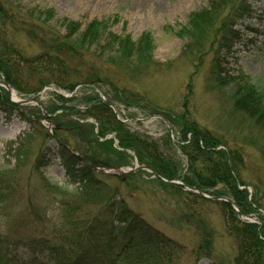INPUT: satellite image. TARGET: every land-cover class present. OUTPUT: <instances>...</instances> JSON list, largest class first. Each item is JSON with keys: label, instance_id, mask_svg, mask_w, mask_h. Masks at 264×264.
<instances>
[{"label": "trees", "instance_id": "trees-1", "mask_svg": "<svg viewBox=\"0 0 264 264\" xmlns=\"http://www.w3.org/2000/svg\"><path fill=\"white\" fill-rule=\"evenodd\" d=\"M206 2L208 4L205 8L191 14L188 25L179 34H186L190 42H195L193 47L201 52L199 56L204 54L206 44L209 45L208 50L215 54L210 64V75L216 87L231 100L234 113L249 119L250 132L253 135L261 133L264 137V85L260 79L252 80L242 73L240 77H233L229 74V69H232L227 68L226 61L238 37L237 24L250 15L252 2ZM3 6L0 5V22L3 25L0 29V75L10 85L19 93L27 95L36 94L51 84L69 93L79 85L91 87L90 92L78 96L80 102L76 104L70 103L78 100L76 97L66 98L51 93L54 103L47 107V111L56 125L55 136L63 141L58 145L60 151L56 154L61 159L68 182L78 185L74 190H68L53 183L51 193L57 198L59 215L56 220L53 219L55 222L50 226V233L56 238L53 241L40 240L38 236L27 242V246L38 245L52 254V264H196L202 258L213 256L212 234L207 228H196L193 245L189 246L151 225L128 205L129 195L122 191L121 186L130 185L136 178H142V172L132 173L125 180L116 179L117 184L109 185L105 178L114 177L100 174L86 165L81 155L69 149L71 144L61 137L62 131L72 133L77 138L74 145L94 165L131 164L134 156L127 152L129 149L135 152L139 163L151 167L162 177L181 179L185 185L198 187L211 195L230 196L241 212L256 214L264 220L261 211L264 210V202L259 187L251 184L252 194L247 189L248 184L243 176L245 163L240 152L237 149L218 148V145L223 144L220 138L213 136L209 128L193 122L187 109L184 112L169 113L167 118L179 132L180 139L176 145L189 161L188 169L183 173L182 164L171 153V147L175 144L169 134L160 143L144 133L130 130L116 118L107 102L117 99L131 104L126 99L127 91L110 84L113 92L107 102L96 91L102 83L103 67L106 64L126 71L132 78L137 77L142 69L158 64L152 57L155 46L149 32L134 41L128 34L119 35L110 31L107 21L95 19L83 25L78 21L64 19L58 22L59 26L64 27L63 31H54L52 39L41 42L42 51L30 56L18 46L6 43L4 37L9 33L5 26L14 24V21ZM27 16L35 21L31 26L32 33L48 21V16L44 19L43 14L35 11H28ZM190 42L185 48L194 45ZM72 55L78 59L88 55L86 59L89 60L85 59L86 64L79 62L76 66H69L67 59ZM0 105H3L7 118H10L14 110H20L18 104L11 102L9 92L3 86H0ZM80 105L85 108H80ZM36 111L41 117L40 110L36 108ZM76 115L83 119H96L99 123L98 132H95V124H81L74 118ZM112 132L116 133L119 140L118 147L113 138L101 140ZM260 151L264 155V142ZM152 182L181 199L186 207L183 216L188 224L199 215L194 209L196 205L199 207L198 204L208 203L217 206L225 216L227 232L236 244L233 264H264L263 225L242 221L228 202L204 198L185 189L183 185L168 184L161 179L154 178ZM9 189L10 186L0 191V204L9 200ZM4 242L3 234H0V264H14ZM34 262L33 259L27 264ZM210 264L220 263L214 261Z\"/></svg>", "mask_w": 264, "mask_h": 264}, {"label": "rangeland", "instance_id": "rangeland-1", "mask_svg": "<svg viewBox=\"0 0 264 264\" xmlns=\"http://www.w3.org/2000/svg\"><path fill=\"white\" fill-rule=\"evenodd\" d=\"M206 1L0 0V5L4 4L14 21V24L5 26L9 33L4 37L6 43L18 46L30 56L42 51L41 42L52 39L54 31H63L64 27L59 26V23L64 19L78 21L83 25L95 19L107 21L110 31L119 35L128 34L134 41L149 32L155 46L152 57L158 64L142 69L133 78L126 71L106 64L100 90L109 98L113 92L110 84L127 91L126 99L131 104L113 100L128 107H121L124 114L141 119H130L127 125L160 143L167 139L168 125L153 115H163L167 119L169 113L184 112L187 109L193 122L209 128L213 136L220 138L223 144L218 145V148L237 149L240 152L245 163L243 176L246 183L250 184L247 187L253 192L251 184L257 185L264 202V155L260 151L264 137L256 129L254 135L250 132L249 119L234 113L231 100L216 87L210 75V64L215 54L208 50L209 45L206 44L203 56H199L201 52L193 47L195 42H190L186 34H179L188 25L191 14L207 6ZM250 1L252 12L237 24L238 37L226 58L227 68L232 69H229V74L233 77H240L242 73L252 80L260 79L264 85V0ZM28 11L41 13L44 19L48 16L46 25L35 33H32L31 27L35 21L27 16ZM2 26L0 22V29ZM189 42L194 45L185 48ZM72 57L67 59L69 66H76L79 62L86 64V60H89L86 59L88 55L79 59ZM55 88L52 84L36 93L46 113L47 107L54 103L51 93ZM90 91V86L79 85L76 95ZM36 94L18 93L17 98L29 99ZM78 102L80 99L72 103ZM33 104L19 105L20 110H14L10 119H7L3 105H0V191L10 186L9 200L0 204V234H3L8 256L16 264H27L33 259L35 264H52V254L38 245L32 247L26 243L38 236L40 240L53 241L56 238L50 233V226L59 215L57 198L51 193L53 183L68 190H74L78 184L68 182L61 159L56 154L60 151L58 145L63 142L53 133L56 125L51 123L47 127V120L39 118L37 106ZM81 108H85L84 105ZM173 130L177 129L174 127ZM60 134L71 147L77 149L74 145L77 138L72 133L62 131ZM174 136L180 137L177 131ZM171 149V153L182 164L183 173H186L189 162L187 156L178 145H173ZM147 173L142 172V178H136L130 185L122 184V191L129 195L128 205L151 225L189 246L193 245L195 229L207 228L212 234L213 256L202 258L196 264H210L214 261L233 264L236 244L227 232L225 216L218 207L208 203L198 204L199 207L196 205L194 209L199 215L188 224L183 216L186 207L181 199L152 182L153 177ZM113 177L105 178L109 185L118 183L116 179L119 178Z\"/></svg>", "mask_w": 264, "mask_h": 264}, {"label": "water", "instance_id": "water-1", "mask_svg": "<svg viewBox=\"0 0 264 264\" xmlns=\"http://www.w3.org/2000/svg\"><path fill=\"white\" fill-rule=\"evenodd\" d=\"M6 85H7V87H8V89H9V92L12 94L13 93V89L10 87V85H8L9 83H5ZM22 102H25V101H22ZM140 169H148V170H151V169H149V168H147V167H145V166H141V167H136V168H134V169H128V170H125V171H123L122 170V172L123 173H132V172H135V171H138V170H140ZM117 170V169H116ZM152 171V170H151ZM114 172V171H113ZM115 173V172H114ZM156 176L157 177H160L158 174H156ZM167 182H169V183H177V182H174V181H171V180H166ZM190 189H192V190H195V191H197V192H199L201 195H203V196H205V197H210L209 195H207L206 193H204L203 191H200L199 189H197V188H194V187H190ZM213 199H216V200H224V201H227V202H229V203H231L232 205H233V208H235L237 211H238V214H239V217L240 218H244V219H247V220H250V221H256V222H259V223H261V224H264V221L263 220H260L259 218H257V217H255V216H253V215H244V214H242V212H240L239 210H238V208H236V206H235V203H234V201L231 199V198H228V197H212Z\"/></svg>", "mask_w": 264, "mask_h": 264}]
</instances>
